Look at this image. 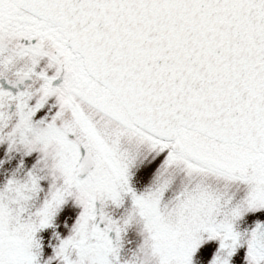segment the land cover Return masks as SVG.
<instances>
[{
  "label": "snow or ice",
  "instance_id": "snow-or-ice-1",
  "mask_svg": "<svg viewBox=\"0 0 264 264\" xmlns=\"http://www.w3.org/2000/svg\"><path fill=\"white\" fill-rule=\"evenodd\" d=\"M0 264H264V0H0Z\"/></svg>",
  "mask_w": 264,
  "mask_h": 264
}]
</instances>
